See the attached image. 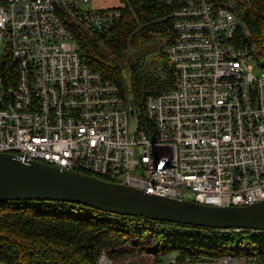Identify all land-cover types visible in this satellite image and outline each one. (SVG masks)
I'll return each mask as SVG.
<instances>
[{
    "label": "built area",
    "instance_id": "1",
    "mask_svg": "<svg viewBox=\"0 0 264 264\" xmlns=\"http://www.w3.org/2000/svg\"><path fill=\"white\" fill-rule=\"evenodd\" d=\"M168 1L175 84L147 97L143 122L141 109L82 56L61 20L64 12L88 31L104 30L119 8L0 0V58L10 55L14 66L7 78L0 73V152L202 204L264 199V69L256 72L254 46L240 42L243 16L220 0ZM99 262L114 264L106 251ZM204 263L264 264V257L184 264Z\"/></svg>",
    "mask_w": 264,
    "mask_h": 264
},
{
    "label": "trees",
    "instance_id": "2",
    "mask_svg": "<svg viewBox=\"0 0 264 264\" xmlns=\"http://www.w3.org/2000/svg\"><path fill=\"white\" fill-rule=\"evenodd\" d=\"M220 1L243 16L240 42L254 45L256 61L264 69L260 61L264 57V0ZM114 8H119L122 15L104 30L88 31L64 12L61 20L77 41L82 56L123 91L128 89L127 97L141 109L144 122L147 97L175 84L174 66L165 51L176 38L175 6L168 0H122V5ZM159 40V54L165 57L163 66L149 70L139 61L131 62L127 87L125 66L130 62L129 53ZM12 62L10 55L0 58V73L6 78L14 72ZM261 240L264 233L251 229H213L152 220L79 202L0 199V262L6 264H100L103 251L113 260L151 252L156 264H184L225 255L264 257Z\"/></svg>",
    "mask_w": 264,
    "mask_h": 264
},
{
    "label": "water",
    "instance_id": "3",
    "mask_svg": "<svg viewBox=\"0 0 264 264\" xmlns=\"http://www.w3.org/2000/svg\"><path fill=\"white\" fill-rule=\"evenodd\" d=\"M130 104H134L132 98ZM0 199L79 202L152 220L213 229L264 231V199L249 205L230 206L180 200L10 152H0Z\"/></svg>",
    "mask_w": 264,
    "mask_h": 264
},
{
    "label": "rangeland",
    "instance_id": "4",
    "mask_svg": "<svg viewBox=\"0 0 264 264\" xmlns=\"http://www.w3.org/2000/svg\"><path fill=\"white\" fill-rule=\"evenodd\" d=\"M91 7L93 9H103V8H113L118 7L122 5V0H90ZM162 41L159 40L157 42H153L150 44H147L135 51H132L129 53V61L126 67V86L128 87V68L131 62H141L143 64V67L145 69H155V68H161L163 66V63L165 61V57L161 56L160 53V47H161ZM254 46V45H253ZM169 46L165 48V51L168 52ZM4 47L0 45V55L4 52ZM168 57V56H167ZM260 61L264 63V57L260 58ZM251 62L255 63V69L256 72L263 67H261L256 60H252ZM263 70V69H262ZM126 98L128 89H125ZM135 116H130L129 120L132 126L135 125ZM190 198L192 196L189 194ZM264 241V240H261ZM262 243V242H261ZM260 245V244H259ZM257 245V247H259ZM240 258H248V255H243ZM113 260V259H112ZM114 264H156V258L155 255L151 252H146L144 254H137V255H125L118 257L113 260ZM0 264H6L4 262H0Z\"/></svg>",
    "mask_w": 264,
    "mask_h": 264
}]
</instances>
